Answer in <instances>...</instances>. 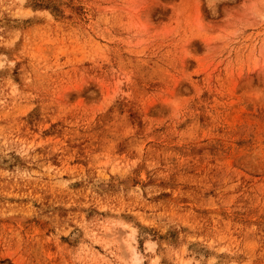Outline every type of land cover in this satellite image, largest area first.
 <instances>
[{"label": "rangeland", "instance_id": "rangeland-1", "mask_svg": "<svg viewBox=\"0 0 264 264\" xmlns=\"http://www.w3.org/2000/svg\"><path fill=\"white\" fill-rule=\"evenodd\" d=\"M0 264H264V0H0Z\"/></svg>", "mask_w": 264, "mask_h": 264}]
</instances>
